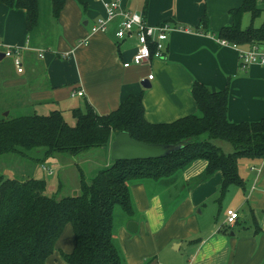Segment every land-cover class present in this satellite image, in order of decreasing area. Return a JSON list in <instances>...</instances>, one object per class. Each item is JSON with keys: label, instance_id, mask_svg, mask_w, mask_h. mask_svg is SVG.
<instances>
[{"label": "crops", "instance_id": "0c3cea01", "mask_svg": "<svg viewBox=\"0 0 264 264\" xmlns=\"http://www.w3.org/2000/svg\"><path fill=\"white\" fill-rule=\"evenodd\" d=\"M109 1L82 0L81 5L66 0L57 18L50 3L47 22L40 23L38 18L31 32L26 30L23 10L0 4V40L6 46L25 47L22 74L14 68L5 72V59H0L1 110L10 115L14 108L30 109L31 115L40 116L58 110L63 115L83 109L87 102L98 115H107L128 96L141 95L147 123L171 124L200 114L191 93L198 82L213 92L229 89L230 122L264 119V66L242 70L238 49L223 45L217 37L222 28L233 25L231 11L245 0H114L141 15L149 26L171 28L163 59L127 68L123 64L130 63L136 40L116 39L119 20L105 33L90 31L105 16L104 4ZM64 54L68 56L62 58ZM72 91L83 96L71 97ZM114 140L112 135L101 149L103 159L96 172L112 164L107 151ZM52 157L57 160L56 155ZM206 168L207 162L198 160L172 178L130 185L135 214L121 221L116 235L124 264H264V159L240 160L244 185L230 187L223 199L221 173L203 180ZM60 188L57 183L55 191ZM174 192L177 195L172 198ZM232 212L239 216L230 227L227 219ZM131 221L137 224L136 233L127 231ZM65 229L67 235L60 236L45 264H63L61 253L72 251V230ZM183 244H187V259L179 261L168 250L175 245L181 251Z\"/></svg>", "mask_w": 264, "mask_h": 264}, {"label": "trees", "instance_id": "16d2710c", "mask_svg": "<svg viewBox=\"0 0 264 264\" xmlns=\"http://www.w3.org/2000/svg\"><path fill=\"white\" fill-rule=\"evenodd\" d=\"M75 1L83 5L82 0ZM65 2L50 0L54 18ZM0 4L25 12L27 32L36 28L38 0H0ZM262 13L257 0H245L240 8L231 11L234 23L222 28L218 39L240 47L264 44V22L254 27ZM246 14L251 16V25L243 29ZM202 22L207 29L208 19ZM191 93L200 114L171 124L147 123L141 95L128 96L107 115H98L85 102L83 109L72 110L73 126L58 110L47 116L0 119V155L24 157L26 151L41 150V161L35 160L40 164L58 154L76 156L106 148L110 137L121 132L145 144L182 146L162 159L112 162L88 181L80 174L79 194L61 199L45 194L44 180L19 181L0 174V264H45L68 225L74 245L70 253H61L63 264H124L115 245L113 213L119 207L128 218L134 216L130 185L172 178L198 160L207 162L203 180L221 173L220 199L230 187L243 186L239 161L264 159V119L252 123L230 122L228 88L213 92L197 82ZM202 136L207 139L198 141ZM217 140L229 143L234 152L224 153L213 143Z\"/></svg>", "mask_w": 264, "mask_h": 264}, {"label": "rangeland", "instance_id": "374dc122", "mask_svg": "<svg viewBox=\"0 0 264 264\" xmlns=\"http://www.w3.org/2000/svg\"><path fill=\"white\" fill-rule=\"evenodd\" d=\"M258 4L259 7L263 10V13L260 17H258L255 20L254 27H260L264 22V4H261L260 0H258ZM49 13H50V0H39V22L40 23H44L45 21L47 22ZM250 25H251V16L249 14H246L242 20V28L247 29ZM2 66L5 69V72H10L11 68H14L11 59H5L3 61ZM7 112L8 111H6V109L1 110L0 107V119L3 118L13 119L19 116L31 115L30 109L27 110V109L14 108L10 115H6ZM63 118L69 125H72V123H74L70 111L64 112ZM205 139H207V137L202 136L198 141H203ZM213 143L219 148H221L223 152L226 154H230L234 152V148L229 143L219 140L213 141ZM110 148L111 146L107 151L109 154V159H110ZM36 159L41 161L42 159L41 150H31L28 152L26 151L24 157L15 154L0 155V174L5 176L6 178L16 179L19 181L26 180L27 178L44 180L46 184L45 194L49 197H54L55 199H61L63 197H73L79 194L80 189L78 184H79L80 174H82L87 181L90 180L92 176H94L93 174L96 172L95 170L99 168L98 164L103 159V150L93 149L88 151L87 154H81L80 156L78 155L73 156L69 154H58L56 155V159H57L56 161H58V163L55 161L54 157H49L41 163L46 168H50L52 175H46L41 170L40 162L38 163L35 162ZM109 166H111L110 162H108L107 164V167ZM57 183H59L61 188L58 191H55ZM74 191L78 193H74ZM175 195H177L176 192L172 193V198H175ZM166 203L168 205L170 204L171 207L173 206L172 202L170 201H166ZM217 205L215 206V208L217 207ZM223 212H222V216L224 214ZM217 215L218 213L215 215V217H217ZM127 218L128 217L122 212V210L119 207H116L114 209L113 222H114V230H115V245L122 259H123V254L118 245L116 235H117L118 225L121 223V221H125V219ZM213 220L215 223L214 217ZM68 233L70 236L69 229H68ZM62 235L63 237H65L67 234H65L64 231ZM176 245H179V243H177ZM170 249L171 250H168V252L171 253V255H173L174 257L178 258L179 261H181L182 259H187V253H186L187 244H183V249L181 251H177L175 245L170 247ZM123 263H124V259H123Z\"/></svg>", "mask_w": 264, "mask_h": 264}, {"label": "built area", "instance_id": "2783aa9c", "mask_svg": "<svg viewBox=\"0 0 264 264\" xmlns=\"http://www.w3.org/2000/svg\"><path fill=\"white\" fill-rule=\"evenodd\" d=\"M99 1V0H98ZM264 4V0H260ZM105 16L100 18L90 28L91 33H105L108 26L116 19L119 20L115 37L118 41L126 40L129 37H134L136 40V50L131 58L130 63H125V68L130 65L140 66L147 63L150 59H163L166 52V43L168 40L167 33L171 28L167 25L149 26L145 23L142 16L127 11L121 7L118 1H109L104 4ZM223 45L233 46L238 49L239 60L242 70H247L252 65L264 66V44H252L247 48L231 45L226 41H222ZM25 48V47H23ZM21 47L6 46L0 40V50L4 59H11L13 67L17 74L24 72L22 62ZM68 55H62L66 58ZM43 58V55H40ZM151 79V76L148 77ZM71 97L83 96L80 91H72ZM41 170L47 175H52L50 168L41 166ZM239 214L236 212L230 213L227 224L233 227Z\"/></svg>", "mask_w": 264, "mask_h": 264}, {"label": "water", "instance_id": "95a60500", "mask_svg": "<svg viewBox=\"0 0 264 264\" xmlns=\"http://www.w3.org/2000/svg\"><path fill=\"white\" fill-rule=\"evenodd\" d=\"M2 58H4L3 55H0V59ZM143 87L148 88L149 85L144 86L143 84ZM181 148L182 146L178 145H151L137 142L131 139L128 133L121 132L116 135L115 140L111 144L110 159L112 162L162 159L179 151ZM126 228L130 233L137 232V224L135 222H129Z\"/></svg>", "mask_w": 264, "mask_h": 264}]
</instances>
